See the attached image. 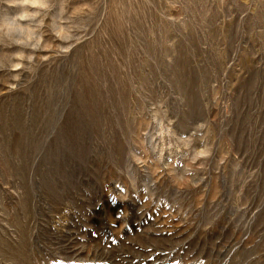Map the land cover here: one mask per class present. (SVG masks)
I'll use <instances>...</instances> for the list:
<instances>
[{
  "label": "rangeland",
  "instance_id": "374dc122",
  "mask_svg": "<svg viewBox=\"0 0 264 264\" xmlns=\"http://www.w3.org/2000/svg\"><path fill=\"white\" fill-rule=\"evenodd\" d=\"M0 264H264V0H0Z\"/></svg>",
  "mask_w": 264,
  "mask_h": 264
}]
</instances>
